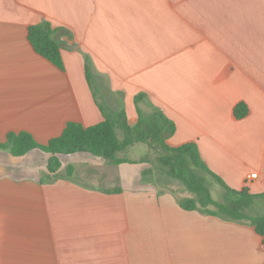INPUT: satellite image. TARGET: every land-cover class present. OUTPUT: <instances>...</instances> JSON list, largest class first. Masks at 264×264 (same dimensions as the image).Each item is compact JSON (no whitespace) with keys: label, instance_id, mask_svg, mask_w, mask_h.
Instances as JSON below:
<instances>
[{"label":"crops","instance_id":"obj_1","mask_svg":"<svg viewBox=\"0 0 264 264\" xmlns=\"http://www.w3.org/2000/svg\"><path fill=\"white\" fill-rule=\"evenodd\" d=\"M43 21L69 32L63 70L28 42V27ZM85 57L97 101L122 106L130 127L141 94L142 111L147 102L174 124L168 143L195 142L229 188L264 193V0H0V143L24 131L46 144L68 122L103 120ZM239 102L248 114L235 120ZM48 157L0 150V264H264L249 222L183 210L142 182L149 161L60 155L61 171L113 167V193L74 176L41 182ZM263 213L264 203L252 206Z\"/></svg>","mask_w":264,"mask_h":264},{"label":"trees","instance_id":"obj_2","mask_svg":"<svg viewBox=\"0 0 264 264\" xmlns=\"http://www.w3.org/2000/svg\"><path fill=\"white\" fill-rule=\"evenodd\" d=\"M63 35L70 37L66 29L53 28L46 21L31 25L27 29V39L34 52L60 70L64 69L60 41ZM84 59L86 80L103 120L92 126L68 122L61 134L48 140L46 144H39L28 132H9L5 142L0 143V150L15 157L24 156L33 149L48 154L46 173L42 175L41 182H53L58 178L71 180L74 176V166L70 164L61 171L60 155L80 152L101 159L109 166L118 167L125 163H138L128 158V150L136 144H145L156 155L157 169L167 178L181 183L192 195L176 201L180 208L212 217L249 222L264 240V214H252L253 205L264 203V193L251 194L247 188L242 190L229 188L207 167L195 142L188 141L178 145L168 143L167 140L175 131L174 124L152 105L149 106L150 112L144 113L138 107L144 100L141 94L134 99L138 121L134 127H130L122 106L120 109L112 110L104 102L97 101L96 90L91 84L90 61L88 57ZM231 114L233 119L239 120L247 116L248 109L243 102H239L234 105ZM140 163L148 162L143 159ZM152 175L151 166L143 170L142 182L149 183ZM207 177L223 189L222 202L213 199L206 183ZM112 192L120 193L121 189L117 186Z\"/></svg>","mask_w":264,"mask_h":264},{"label":"rangeland","instance_id":"obj_3","mask_svg":"<svg viewBox=\"0 0 264 264\" xmlns=\"http://www.w3.org/2000/svg\"><path fill=\"white\" fill-rule=\"evenodd\" d=\"M117 105V104H116ZM116 109L118 106L115 107ZM142 109L145 113L150 112V108L147 104V102H144L142 105ZM119 136L121 137L120 132H118ZM128 158L133 161H141L143 159L149 161V167L151 166V170L153 171V175L150 177L151 180H149V184L154 186L155 188L159 189L161 192H170L175 195L177 199H183L185 197L191 196V194L186 191V189L179 183L178 181L169 179L165 176V174L161 173L159 169H157V164L155 162V153L148 147H144L142 144H136L133 147H131L128 150L127 154ZM74 166V177L79 179L81 182L87 183L89 185H98V186H104V187H117L119 184L118 176L116 174V171L113 167L109 168H88L84 167V165H78L77 167ZM75 169L77 171H75ZM92 174V176H96L95 180H89L84 178L82 175L84 174ZM154 176V177H153ZM108 183V184H107ZM212 197L215 201H221V197L224 196L223 189L217 185L213 180H211L209 177H207L206 181ZM258 212L260 211L257 209ZM264 214V213H263Z\"/></svg>","mask_w":264,"mask_h":264},{"label":"built area","instance_id":"obj_4","mask_svg":"<svg viewBox=\"0 0 264 264\" xmlns=\"http://www.w3.org/2000/svg\"><path fill=\"white\" fill-rule=\"evenodd\" d=\"M255 177H256L255 174H251V175L249 176V179H253V178H255Z\"/></svg>","mask_w":264,"mask_h":264}]
</instances>
